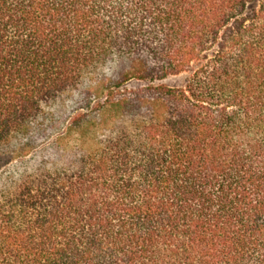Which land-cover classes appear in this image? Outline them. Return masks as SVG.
I'll return each instance as SVG.
<instances>
[{
  "label": "trees",
  "instance_id": "obj_1",
  "mask_svg": "<svg viewBox=\"0 0 264 264\" xmlns=\"http://www.w3.org/2000/svg\"><path fill=\"white\" fill-rule=\"evenodd\" d=\"M10 145L0 264H264V0H0Z\"/></svg>",
  "mask_w": 264,
  "mask_h": 264
},
{
  "label": "rangeland",
  "instance_id": "obj_2",
  "mask_svg": "<svg viewBox=\"0 0 264 264\" xmlns=\"http://www.w3.org/2000/svg\"><path fill=\"white\" fill-rule=\"evenodd\" d=\"M180 80L181 78H168L166 80H163L161 83L166 84V85H175V84H179ZM140 85H141L140 83L130 82L125 86V88L130 89L132 87H137ZM12 146L13 145H10V147L5 148L4 150L0 149V158H12L13 155L9 153L10 150L13 149ZM43 146H48L46 149H50V150L41 151L42 148H44ZM43 146L39 147L36 150L35 149L32 150L27 156L14 157V158H63V156H66V154L64 155L63 153H61V150H59L56 143L55 144L47 143Z\"/></svg>",
  "mask_w": 264,
  "mask_h": 264
}]
</instances>
